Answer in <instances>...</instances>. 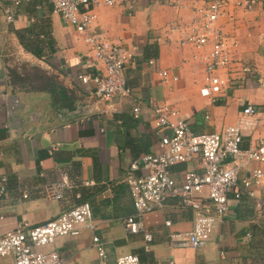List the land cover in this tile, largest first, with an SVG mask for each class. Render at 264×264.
<instances>
[{"label":"crops","instance_id":"1","mask_svg":"<svg viewBox=\"0 0 264 264\" xmlns=\"http://www.w3.org/2000/svg\"><path fill=\"white\" fill-rule=\"evenodd\" d=\"M118 1L95 6L93 27L106 39L136 46L138 64L126 69L133 94L109 114L88 113L82 107L90 87L78 75L101 73L103 64L88 54L84 35L64 21L51 0H0V183L8 191L0 210L5 215L0 234L20 222L34 225L54 219L83 199L92 206L96 229L60 236L42 247L58 251L65 264H100L94 235L104 243L109 264L124 254L138 255L142 264H264V209L251 198L232 200L230 212L200 248L170 246V231L194 226L195 212L180 198H170L144 217L151 241L143 231L127 233L125 219L135 213L127 183L129 166L138 154L159 151L152 104L176 106L198 133L222 132L238 122L245 105L255 104L258 126L245 137L247 147L264 136V85L236 72L235 87L210 102L200 92L206 75L203 53L183 46V33L171 30L175 25L190 28L191 10L174 5L175 0ZM220 23L238 44L236 65L252 66L264 79V0H230ZM79 56L85 57L83 63ZM30 68L42 72L41 79L52 74L74 107L56 104L47 81L38 82L29 75ZM163 69H171L179 80L164 85ZM138 105L141 113L136 116ZM53 144L59 147L52 151ZM259 166L254 162L251 168ZM191 168L201 171L198 161L180 163L172 167V175L181 180L183 171ZM64 174L77 186L65 191L67 200L39 192L42 184L56 183ZM25 186L27 199L22 197ZM9 259L0 256V264Z\"/></svg>","mask_w":264,"mask_h":264},{"label":"built area","instance_id":"2","mask_svg":"<svg viewBox=\"0 0 264 264\" xmlns=\"http://www.w3.org/2000/svg\"><path fill=\"white\" fill-rule=\"evenodd\" d=\"M19 3L21 0H16ZM104 1L107 5L119 4L118 0H51L55 11L65 22L74 26L84 35L90 46L88 54L103 64L101 73L84 71L78 77L82 84L89 85L83 108L88 113H114L124 99L133 94L128 85L126 69L137 65V48L125 47L123 41L106 39L93 27L96 19L95 6ZM230 0H175L179 8H189L193 13L191 27L182 29L175 25L171 30H180L183 46L195 48L203 53L205 82L200 92L215 103L226 90L234 88L236 72L264 79L258 69L245 64L236 65L235 48L232 40L220 23L228 14ZM240 3V2H239ZM131 14L135 5H128ZM12 19V16H9ZM194 58H200L195 55ZM79 62L85 57L79 56ZM153 63V61H151ZM223 71V72H222ZM164 85L176 82L179 76L171 69L160 71ZM156 116L155 132L159 151L142 153L133 158L127 173V183L134 199L135 213L125 219L127 233L144 232L151 241L153 235L145 230L144 217L157 208L165 206L170 198H180L184 207L195 212L194 226L189 231H170L172 248H200L210 240L217 222L231 210L232 200L245 198L256 200L259 209H264V136L244 147L245 137L252 135L258 126L255 104L244 106L237 123L227 126L222 132H195L180 109L171 103H153ZM141 107L134 108L138 116ZM59 144H53L55 150ZM200 163L201 171L191 168L183 171L181 180L172 175V167L180 163ZM262 166L251 168L252 163ZM248 171V172H247ZM5 180V179H4ZM76 184L67 174L56 183H46L39 192L49 198L67 200L65 191L74 189ZM22 197L30 196L23 188ZM7 187L0 183V210L7 195ZM76 197L81 199L80 193ZM5 215L0 212V220ZM171 220L166 224L171 226ZM97 225L93 218L92 206L88 201H79L63 211L58 217L31 225L20 222L15 228L0 234V256L10 257L4 264H65L56 250H43L60 236H78L85 230H94ZM94 246L101 257L100 264H109L107 250L98 235L93 236ZM116 264H142L138 255L124 254Z\"/></svg>","mask_w":264,"mask_h":264},{"label":"trees","instance_id":"3","mask_svg":"<svg viewBox=\"0 0 264 264\" xmlns=\"http://www.w3.org/2000/svg\"><path fill=\"white\" fill-rule=\"evenodd\" d=\"M52 82H50L49 80V83H48V89H49V92L54 94V102L56 104H59V106H64V107H74L72 106L73 105V99L69 96H67V94H65V89L63 87H56V89L52 88L50 85H51ZM50 86V87H49ZM58 93V95L56 94ZM142 154V153H141ZM140 154H138L137 156H139ZM135 156V157H137ZM81 201H85V200H81Z\"/></svg>","mask_w":264,"mask_h":264},{"label":"rangeland","instance_id":"4","mask_svg":"<svg viewBox=\"0 0 264 264\" xmlns=\"http://www.w3.org/2000/svg\"><path fill=\"white\" fill-rule=\"evenodd\" d=\"M259 26H261L262 27V25H259ZM33 74V76L38 80V82H44V81H47V83H49V80H50V82H52L51 83V87L52 88H54V89H56V87H58V84L56 83L57 81L55 80V77L54 76H52V74H50V75H47L48 76V78H46V79H41L40 77L41 76H44V75H42V72H40V71H38V70H36V69H34V68H30V70H29V75H32ZM49 86V87H50ZM81 102H79V104H80Z\"/></svg>","mask_w":264,"mask_h":264}]
</instances>
